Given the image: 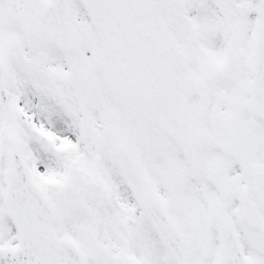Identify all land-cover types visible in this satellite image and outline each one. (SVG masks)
<instances>
[{"label":"snow or ice","instance_id":"snow-or-ice-1","mask_svg":"<svg viewBox=\"0 0 264 264\" xmlns=\"http://www.w3.org/2000/svg\"><path fill=\"white\" fill-rule=\"evenodd\" d=\"M0 264H264V0H0Z\"/></svg>","mask_w":264,"mask_h":264}]
</instances>
